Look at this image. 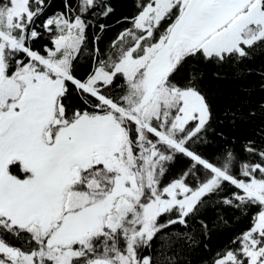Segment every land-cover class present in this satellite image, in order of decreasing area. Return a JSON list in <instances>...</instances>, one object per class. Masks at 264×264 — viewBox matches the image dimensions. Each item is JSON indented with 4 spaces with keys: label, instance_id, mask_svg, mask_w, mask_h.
Masks as SVG:
<instances>
[{
    "label": "snow or ice",
    "instance_id": "1",
    "mask_svg": "<svg viewBox=\"0 0 264 264\" xmlns=\"http://www.w3.org/2000/svg\"><path fill=\"white\" fill-rule=\"evenodd\" d=\"M135 7L102 48L107 0H0V264H193L209 204L249 227L203 264H264V103L224 109L233 128L260 121L237 148L204 87L208 69L252 74L264 0Z\"/></svg>",
    "mask_w": 264,
    "mask_h": 264
},
{
    "label": "trees",
    "instance_id": "2",
    "mask_svg": "<svg viewBox=\"0 0 264 264\" xmlns=\"http://www.w3.org/2000/svg\"><path fill=\"white\" fill-rule=\"evenodd\" d=\"M53 11H58L63 7L64 0H51ZM114 12L107 19H99L97 23H105L110 25L104 33V39L101 47H105L107 43L113 39L124 27L128 26L124 23L125 17H131L136 13L135 0H107ZM120 21V23H118ZM92 30L89 31V48H91ZM43 43V42H42ZM92 67L91 58L89 54H85L79 62L78 73L81 76L86 75ZM244 68H251L252 74L247 75L244 79H237L234 77V69L231 67L221 69L225 73L226 78L222 80L214 79L211 75L214 69H208V75L204 81L205 90L209 93L213 103L216 106L217 124L216 131H223L226 136L234 137L237 141V148L240 142L249 135L260 124L256 121L253 124H242L238 129L233 128L228 124V118L224 115V109L230 103H235L237 97H242L251 101L252 105L264 103V89L260 85L264 83V79L259 72H264V49L258 50L253 59L246 61ZM241 85L249 88L250 92L244 96L240 92ZM220 121H224L223 124ZM209 139L212 144L206 146L207 153L211 156L224 143L216 133L210 132ZM185 162L181 161L178 167H182ZM223 217V219H220ZM201 218L213 227L211 239L208 241L211 251L203 249L196 252L193 257V264H203L204 261L210 260L217 249L224 248L237 234L243 232L249 227V219L247 216H241L234 209L218 205L209 204L201 212ZM227 221V223H225Z\"/></svg>",
    "mask_w": 264,
    "mask_h": 264
}]
</instances>
